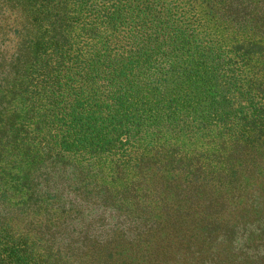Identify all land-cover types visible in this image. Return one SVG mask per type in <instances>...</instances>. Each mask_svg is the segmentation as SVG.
<instances>
[{"label": "trees", "instance_id": "obj_1", "mask_svg": "<svg viewBox=\"0 0 264 264\" xmlns=\"http://www.w3.org/2000/svg\"><path fill=\"white\" fill-rule=\"evenodd\" d=\"M0 249L264 264V0H0Z\"/></svg>", "mask_w": 264, "mask_h": 264}, {"label": "rangeland", "instance_id": "obj_2", "mask_svg": "<svg viewBox=\"0 0 264 264\" xmlns=\"http://www.w3.org/2000/svg\"><path fill=\"white\" fill-rule=\"evenodd\" d=\"M80 224H77L76 222H73L69 224V226L65 225H55L52 227V231H54V238L55 241H58L60 239H63L64 241H69V230H73V235L71 236L72 238L76 237L79 233L80 229ZM62 245H65L66 242L61 241ZM62 251V255H64L65 249L62 247L60 248ZM1 250V249H0ZM14 255L10 253V249H7L5 252L0 254V264H13Z\"/></svg>", "mask_w": 264, "mask_h": 264}]
</instances>
